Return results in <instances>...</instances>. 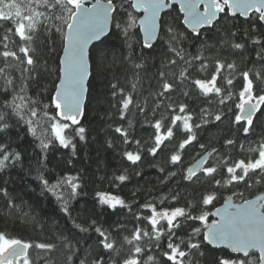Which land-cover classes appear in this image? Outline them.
<instances>
[{
    "label": "trees",
    "instance_id": "trees-1",
    "mask_svg": "<svg viewBox=\"0 0 264 264\" xmlns=\"http://www.w3.org/2000/svg\"><path fill=\"white\" fill-rule=\"evenodd\" d=\"M129 10L132 11V9ZM39 11L47 12L43 8ZM121 11L124 14L119 19L123 23L128 17L124 9ZM133 15L138 18L134 13ZM162 19L171 25L176 33L182 34L183 38L176 46L183 48L189 58L198 53L209 58L210 67L207 73L199 71L200 62H195L189 68L193 78L210 79L214 72V59L217 57L237 65L236 72L230 77L233 79L231 86L233 97L227 101L226 105H219L214 97L211 98L213 102L210 103L209 98L199 95L198 89L193 90L187 86L179 87L173 95L172 102L186 103L196 115L199 114L201 108H207L213 112L220 109L225 116L221 122L213 121L196 130L198 143L186 149L183 168L186 169L200 158L199 143L206 144L209 149L215 147L220 158L227 159L229 164L238 159L246 161L249 158L255 159L257 154L249 153L246 149L257 147L259 142L264 140V115L257 113L253 130L245 137L242 131H238L239 126L232 124V113L228 111V108L235 110L234 106L239 102L238 94L243 87V77L240 73L245 70L264 72V60L258 58V54H264L262 52L264 27L257 22L253 30L250 23L239 17L224 19L222 16L215 24V28L201 31L203 35L197 39L183 28L181 15L175 7L162 15ZM55 23L61 22L56 21ZM10 26V23L5 22L4 28H0V39H2L4 29ZM232 31L237 33L235 37L229 36ZM14 38L16 43H10L9 47L23 58V54L18 51L19 38ZM253 40H259L260 43L255 44ZM167 41L168 37L162 30L154 47L145 49L142 47L137 26L131 29L130 39H126L119 30L111 27L109 35L91 48L88 92L84 115L80 122L86 129V139L80 141L78 137L74 138L75 154L71 148L65 149L58 142H53L47 150L42 151L39 140L28 132V125L18 117L11 115L10 108L7 109L11 117L8 121L10 127L6 133L0 134V143H5L8 151L18 152L20 160L0 171V189H6L8 192V196L0 192V231L25 241L55 245V249L50 253L40 249H30L32 264H81L82 260L90 264V260L98 255L104 257L106 264H113V259L116 264H122V259L131 254L129 251L131 246L123 244V237L130 236L137 226L151 231V225L147 220L136 219L138 215L141 217L151 215L150 211L142 207L144 204L150 202L156 206L158 211L164 208H187L190 204L189 210L198 215L201 210L210 213L214 208L223 204L229 196L234 202H243L244 199H251L264 192V181L259 184L255 183L259 179L258 176H252L249 179L248 182L253 184L252 188H246L243 183L227 188L217 187L210 184L208 178L195 182L184 180L181 171L168 163L170 154L174 151L172 145L177 143V140H174L168 147L161 146V150L155 157L149 154L148 148L153 144L155 132L149 121L154 122L159 119L161 113L165 111L161 108L157 109L155 114L152 113L156 99L153 94L159 90V72L164 69L167 58L173 56L167 51ZM225 41L239 42L245 47L242 50L233 49L230 43H225ZM63 44L64 38L60 33H56L54 29L46 31L41 25L31 45L34 51L30 53L36 61L34 74L37 78L27 79L29 73L25 72L22 79L23 65L17 61H12L14 66L7 69L15 80L17 91L22 83H27V95L49 104L48 112L52 114L55 110L51 107L50 97L54 95V87L59 80V60ZM205 45L207 50H205ZM137 63L141 64L142 68L136 69L134 66ZM0 67H4L2 58H0ZM170 67L178 74L179 67ZM224 77H228L227 70L222 72L217 83L218 86L227 89ZM171 78L170 72L169 79ZM134 82L137 84L135 92L131 87ZM3 83V79L0 78V106L4 105L5 101H11L15 94L11 90L5 93ZM113 83H117L118 87L124 88L126 92H132L134 101H139L142 105L146 104L144 112L141 113L138 109L130 107L128 115L121 120L118 103L120 97L113 98L114 90L111 87ZM188 83L190 82H185V85ZM254 87L259 93L264 89V83L254 81ZM184 91H189L190 95L184 96ZM29 118L25 114V120ZM129 120L132 122L131 127H129ZM118 126L128 129L131 138L139 140L143 145L142 160L136 165H132L123 156L126 149L134 150L135 145L125 146L123 144L122 137L114 131ZM228 138L234 139L236 145L226 147L224 141ZM109 142H111V147ZM240 144L244 145L245 150L240 149ZM172 171H176L177 175L166 179ZM221 173L223 177L227 176L223 166ZM121 174L127 177L124 182L115 179ZM198 175L202 176L201 173ZM39 176L48 179L50 183H56L57 179L65 176L79 178L80 188L77 189V194L69 200V214L61 211V204L56 197L43 189L38 179ZM222 176L218 175L217 178H222ZM62 190L65 193V199H68L71 196L70 189ZM99 192L118 196L125 201L127 206L122 208L118 206L115 210L106 205L101 206L97 197ZM234 192L237 194L242 192L243 197L233 195ZM176 193H179L177 200H171ZM209 193H214L217 197L214 207L201 204L202 195ZM165 197L167 199H164ZM162 199L164 202L160 203ZM10 201L12 206H9ZM24 213H27V216ZM93 220L96 222L95 225L90 227L86 233L81 232L77 227V225L87 227L92 224ZM210 222L209 218L208 223ZM161 223L165 228L167 227L166 221H161ZM193 226L202 227L198 221L185 220L178 229H175L177 236L187 241ZM94 227L106 230L117 242L118 255L113 253L110 257L103 251L99 244L101 238L94 231ZM195 239L201 242V248L199 250L185 249L190 251L185 258V264H215L217 257L229 255L223 250L209 248L203 242L202 235ZM141 244L144 247V255L141 257L144 264H170L163 257V251L167 247L166 237H162L159 247L147 241V238L141 241ZM181 246L183 248V245ZM69 256H71V261L68 259ZM149 256L153 259L148 260Z\"/></svg>",
    "mask_w": 264,
    "mask_h": 264
},
{
    "label": "snow or ice",
    "instance_id": "snow-or-ice-1",
    "mask_svg": "<svg viewBox=\"0 0 264 264\" xmlns=\"http://www.w3.org/2000/svg\"><path fill=\"white\" fill-rule=\"evenodd\" d=\"M176 3L177 0H0V28H4L5 22L11 24L10 27L4 29V34L0 39V58L4 62V67H0V78L4 81V92L7 93L11 90L15 93L11 101H5L4 105L0 106V134L6 133L10 127L8 121L11 117L7 111L10 108L11 115L18 117L28 125V132L39 140L42 151L47 150L53 142H58L65 149L71 148L75 154L74 138L78 137L80 141L86 139V129L81 125L80 118L83 115L82 103L87 92L86 81L90 75L89 43L106 36L111 27L119 30L126 39H130L131 29L137 26V17L129 10L132 9L143 13L139 17V28L144 37L142 47L152 49L153 41L160 38V33L163 30L168 37L167 51L173 54L167 58L164 69L159 72V90L153 94L156 99L152 113L155 114L157 109L161 108L165 111L161 113L159 119L154 122L149 121L151 127L155 129L153 144L148 148L149 154L155 157L161 150V146L168 147L174 140H177L178 142L172 145L174 151L170 154L168 163L181 171L182 178L188 182L208 178V182L217 187L227 188L243 183L246 188H252L253 184L248 182L252 176L259 177L255 181L257 184L264 181V140L259 142L257 147L246 149L249 153L257 154L255 159L249 158L247 161L238 159L231 164L227 159L220 158L215 147L209 149L206 144L199 143L202 153H198L200 158L186 169L183 168L186 149L198 143L196 130L213 121L221 122L225 116L220 109L213 112L207 108H201L199 114L196 115L186 103L172 102L173 95L179 87L187 86L193 90L198 89L199 95L209 98L210 103L213 102L211 98L214 97L219 105H226L227 101L233 97L231 90L233 79L230 77L236 72L237 65L217 57L214 59V72L210 79L191 76L189 68L195 62H200L199 71L203 73H207L210 62L209 58L204 57L202 53L189 58L183 48L176 46L183 38L182 34L176 33L175 29L168 25L161 16L165 9L173 8ZM89 4L90 6H88ZM41 8L46 9L47 12L39 11ZM121 9L126 11L128 17L123 23L119 19L124 14ZM179 12L183 14V22L191 27L192 33L197 39L203 35L201 29L215 28V24L222 16L224 19L242 17L245 22L250 23L253 30L257 22L264 25V0H179ZM56 21L61 23L57 24ZM41 25L46 31L54 29L64 38L63 58L59 60L62 75L58 77L60 83L54 87V95L50 97L51 107L55 110L54 114L48 112L49 104L27 95V83H22L17 91L15 80L7 71L14 66L12 61H17L23 65L22 79L25 72L29 73L27 79L37 78L34 74L36 61L30 53L34 51L31 45ZM236 34L235 31H232L229 36L235 37ZM14 37L19 38L18 51L23 54V58L18 55L17 51L9 47L10 43H16ZM225 43H230L231 48L237 50H242L245 47L239 42L225 41ZM253 43L259 44L260 41L253 40ZM205 50H207L206 45ZM258 58L264 60V54H258ZM170 66L179 67L178 74L172 71ZM134 67L140 69L142 65L137 63ZM225 70L228 71V77H224L227 89L218 86L217 83ZM170 72L171 79H169ZM240 75L243 77V87L238 94L239 102L235 104V110L228 108V111L232 113V124L239 126L238 131H242L243 135L247 137L253 130L257 113L264 115V111H262L264 109V89L258 93L254 87V81L264 83V72L245 70ZM185 82L190 83L185 85ZM136 86V82L132 83L133 92L136 91ZM111 87L114 90L113 98L120 97L118 103L121 120L128 115L130 107L138 109L141 113L144 112L146 104L142 105L139 101H134L132 92H126L124 88L118 87L117 83H113ZM183 95L189 96L190 92L184 91ZM165 101H169V103H165ZM25 114L30 118L25 120ZM131 123L129 120V127H131ZM114 131L122 137L125 146L135 145L134 150L126 149L123 156L132 165L138 164L142 160L143 145L139 140H133L128 129L123 126L116 127ZM166 141L169 143L166 144ZM224 144L226 147L235 146L236 141L228 138ZM109 146L111 147V142H109ZM239 147L242 151L245 150L243 144H240ZM19 160L18 152L8 151V146L5 143H0V171ZM209 161L212 162L209 163ZM222 166L226 170V177L222 176ZM198 173H201L202 176ZM176 175L177 172L172 171L166 179ZM218 175H221L222 178H217ZM38 179L43 189L54 195L60 202L61 211L69 214V200L77 194V189L80 188L79 178L65 176L57 179L56 183H50L43 176H39ZM115 179L124 182L127 177L121 174ZM64 188L70 189L71 196L68 199H65V193L62 190ZM0 192H3L4 196H8L6 189H0ZM233 195L243 197L242 192L239 194L234 192ZM178 196L179 193H176L171 197V200H177ZM97 197L101 206L106 205L113 210L118 206L121 208L127 206L124 200L115 195L99 192ZM164 199L160 203H163ZM216 199L214 193L202 195L201 204L214 207ZM9 206H12L11 201ZM142 207L150 211L151 215L144 217L138 215L136 219L147 220L151 225V231L137 226L130 236L123 237V244L131 246L129 250L131 254L122 259V264H144L141 259L144 255L141 241L147 238V241H151L159 247L162 237L167 238V247L163 251L165 260L170 264H185V258L190 254V251L185 249L199 250L201 242L195 238L201 235L204 242L217 248L229 249L231 254H235L219 256L216 258L215 264H264V194L257 195L254 199H244L240 204H235L231 196L227 197L223 207L216 208L212 213L219 219L211 224L208 223L209 212L201 210L198 215H195L189 210L190 204L187 208H164L159 211L150 202ZM24 215L27 216V213ZM185 220L198 221L202 226H193L187 241L178 237L175 231ZM161 221H166V228ZM95 223L93 220L92 224L87 227L81 225H77V227L81 232L86 233ZM94 231L101 238L99 244L104 252L108 253L110 257L113 253L119 254L117 242L110 237L106 230L94 227ZM177 240L180 242L177 243ZM33 248L50 253L55 249V245L25 241L0 231V264H32L29 250ZM68 259L71 261V256ZM152 259L151 256L148 257V260ZM81 264H86V261L82 260ZM90 264H106V261L102 255H98L95 259L90 260ZM113 264H116L115 259H113Z\"/></svg>",
    "mask_w": 264,
    "mask_h": 264
},
{
    "label": "water",
    "instance_id": "water-1",
    "mask_svg": "<svg viewBox=\"0 0 264 264\" xmlns=\"http://www.w3.org/2000/svg\"><path fill=\"white\" fill-rule=\"evenodd\" d=\"M88 6H90V4H89ZM174 7L177 9L178 13L181 15V18H182V20H181V24H182L183 28H184L188 33H190L191 35L195 36V34L192 33L191 27L183 22V14L179 12V0H177V3L175 4ZM170 9H172V8L165 9V10L161 13V16L164 15L166 12H168ZM132 11H133V13H134L135 15L138 16V18H137V28H138V31H139V34H140V37H141L142 45H143V39H144V37H143V32H142V31L140 30V28H139V17H141V16L143 15V13H142V12H137L136 10H132ZM239 18L242 19V20H244L242 17H239ZM261 25H262V24H261ZM262 26L264 27V25H262ZM110 30H111V28L109 29V33H110ZM203 30H208V29H207V28H205V29H201V31H203ZM109 33H108L106 36H102L100 40H94V41H91V42L89 43V46H88L89 51L91 50V48H92L94 45H97V44L100 43L103 39H105V38L109 35ZM156 42H157V40H154V41H153V45H155ZM62 58H63V50H62V54H61L60 59H62ZM59 66H60V67H59V76H61V75H62V73L60 72L61 65L59 64ZM89 72H90V65H89ZM89 78H90V75H89ZM89 78H88V80L86 81L87 92H88V81H89ZM59 83H60V80H58L57 85H58ZM87 92H86V94H85V98H84L83 103H82L83 115H84V107H85V103H86ZM83 115H82V117L80 118V122H81V120H82V118H83ZM74 127H75V126H74ZM197 160H198V159H197ZM195 162H196V161H195ZM195 162H194V163H195ZM194 163H193V164H194ZM190 166H191V165H190ZM262 194H264V192L261 193V194H258V195H262ZM255 197H256V196H255ZM255 197H253V198H251V199H254ZM232 201H233V199H232ZM233 202H234V201H233ZM234 203H235V204H240V203H243V202H234ZM223 205H224V202H223V204H221L220 206H218V207H216V208H222ZM216 208H214V209L209 213V218L211 219V222H210L209 224H211V223H213V222H215V221H217V220L219 219V217H217V216H215V215L212 214V213L215 212ZM203 242H204V241H203ZM204 243H205L209 248H211L212 250H223V251L227 252L229 255H235V254H231L229 249H226V248H217V247H214L213 245H210V244H208V243H206V242H204Z\"/></svg>",
    "mask_w": 264,
    "mask_h": 264
}]
</instances>
